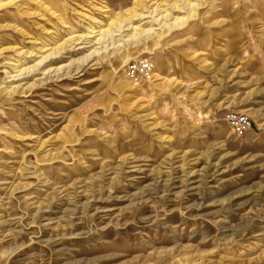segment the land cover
I'll use <instances>...</instances> for the list:
<instances>
[{
    "label": "rangeland",
    "instance_id": "374dc122",
    "mask_svg": "<svg viewBox=\"0 0 264 264\" xmlns=\"http://www.w3.org/2000/svg\"><path fill=\"white\" fill-rule=\"evenodd\" d=\"M0 264H264V0H0Z\"/></svg>",
    "mask_w": 264,
    "mask_h": 264
},
{
    "label": "built area",
    "instance_id": "2783aa9c",
    "mask_svg": "<svg viewBox=\"0 0 264 264\" xmlns=\"http://www.w3.org/2000/svg\"><path fill=\"white\" fill-rule=\"evenodd\" d=\"M128 68V74L136 79L147 76L151 71L149 61L143 60L133 61L128 65ZM226 121L233 126L239 136H244L252 127L250 117L247 114L232 112L227 115Z\"/></svg>",
    "mask_w": 264,
    "mask_h": 264
}]
</instances>
